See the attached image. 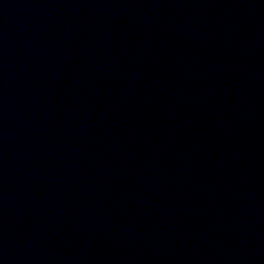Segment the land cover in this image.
Instances as JSON below:
<instances>
[{
  "label": "water",
  "instance_id": "1",
  "mask_svg": "<svg viewBox=\"0 0 264 264\" xmlns=\"http://www.w3.org/2000/svg\"><path fill=\"white\" fill-rule=\"evenodd\" d=\"M0 264H264V0H0Z\"/></svg>",
  "mask_w": 264,
  "mask_h": 264
}]
</instances>
